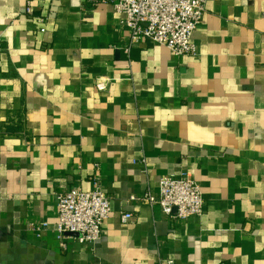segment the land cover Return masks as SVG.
<instances>
[{
	"label": "crops",
	"instance_id": "crops-1",
	"mask_svg": "<svg viewBox=\"0 0 264 264\" xmlns=\"http://www.w3.org/2000/svg\"><path fill=\"white\" fill-rule=\"evenodd\" d=\"M206 8L178 56L110 3L0 0V264H264V0ZM182 175L202 216L140 199ZM96 178L102 237L64 251L56 194Z\"/></svg>",
	"mask_w": 264,
	"mask_h": 264
},
{
	"label": "built area",
	"instance_id": "built-area-1",
	"mask_svg": "<svg viewBox=\"0 0 264 264\" xmlns=\"http://www.w3.org/2000/svg\"><path fill=\"white\" fill-rule=\"evenodd\" d=\"M93 5L110 3L124 15V23L131 29L133 43L150 39L168 47L178 56L195 54L197 46L194 33L202 23L208 0H89ZM26 12L33 13L29 2ZM43 22V19H39ZM111 79L99 77L95 87L109 89ZM159 196L150 191L141 196L144 203L159 204L165 214L173 219H187L204 214L205 198L201 186L186 175L162 176ZM58 221L55 227L60 247L68 250V240L80 244H96L102 237L105 224L112 211L111 197L96 178L91 189L68 188L56 194ZM131 213L122 216L124 222ZM47 224L32 228L41 233Z\"/></svg>",
	"mask_w": 264,
	"mask_h": 264
}]
</instances>
